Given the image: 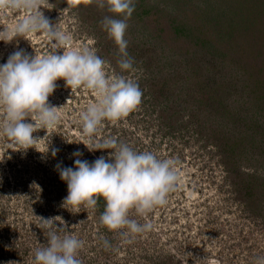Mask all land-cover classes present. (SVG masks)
I'll return each instance as SVG.
<instances>
[{
  "label": "rangeland",
  "instance_id": "374dc122",
  "mask_svg": "<svg viewBox=\"0 0 264 264\" xmlns=\"http://www.w3.org/2000/svg\"><path fill=\"white\" fill-rule=\"evenodd\" d=\"M207 1L210 0H199L201 6ZM41 11L53 25L57 24L60 30L71 34L73 47L88 46L94 50V39L85 32L84 24L79 22L73 10L68 7L53 9L48 2L47 8L42 7ZM25 15L24 10H0V31L11 29ZM209 23L211 27L207 25L206 29L212 39L218 40L212 32L215 28L226 30L224 27L229 21H225V25L217 19ZM161 27L159 34L164 41V51L158 75L166 81L176 82L170 80L166 86H160L158 93L148 92L145 85L144 89L140 87L142 102L125 119L115 123L104 120L98 133L89 138L83 133L80 113L89 103L95 102L97 96L85 88L72 91L61 78L48 98L60 114L55 127L35 131L33 136L37 139L28 149L0 134V264H35V250L47 246L48 229L42 226L43 219L48 218L67 230L61 232V236L74 235L85 242L79 253L82 264H256L258 256L264 257V185L248 177L256 186L254 195L247 200L238 195L239 177L235 178V174L253 175L259 180L264 178V156L256 154L260 147L250 153L243 141L238 147L234 144L231 150L238 154V159L232 162L229 159L232 153L224 151L225 155H222L220 148L211 142L217 134L208 135L206 131L215 128L228 137H239V132L245 129L241 119L247 121L253 115L249 105L257 108L261 102L251 104L248 94H240L237 87L245 82L237 80L236 85L228 87L232 93L227 95V101H222L228 110H232L231 118L221 120L220 116L209 112L207 107L214 103L213 100L205 99L202 105H195L192 95L181 83L191 72L183 71L182 59L191 57L195 59L194 64L204 67L206 58L211 55L196 54L198 42L193 45L181 36L173 39L166 23ZM260 32L256 29L252 36L256 37ZM0 38H5L4 32H0ZM233 42L237 44L232 47L231 54L245 46L244 37ZM223 44L225 47L226 42ZM222 46L217 43L211 48L215 51H208L218 61L222 58L221 52H225L220 48ZM20 49L31 56L65 51L58 49L42 32H37L10 42L0 40V64L6 63L9 55ZM253 50L249 52H257ZM261 51L264 56V50ZM226 54L229 55V51ZM107 63L106 73L116 76ZM236 66L231 63L221 71H234ZM149 74L134 66L133 70L119 72L128 79L144 81L146 85L150 81L147 79ZM200 75L201 71L197 70L196 79ZM250 82L246 81L245 85ZM257 95L259 89L254 94ZM163 96L169 98L165 100ZM153 97L158 99L154 102ZM3 120L4 109L0 107V122ZM32 120H36L35 115L26 118L25 122ZM259 121L257 123L263 125ZM34 126L39 127L38 124ZM107 137H116L134 150L151 151L158 158L178 161L181 177L178 187L168 194L165 206H158L148 214L146 219L152 223V230L136 235L131 243L127 242L129 237L103 226L101 214L96 209L81 206L80 212L75 213L71 205H64L67 183L60 179L56 165L75 168L76 159L90 163L101 155L110 159L109 153L113 150H89L83 143L94 148ZM256 139L262 141L258 135ZM53 148L58 149L55 157L52 156ZM76 150L83 155L73 156ZM226 164L235 170L227 169ZM102 201L104 211L106 201L103 198ZM129 218L145 222L134 209ZM101 237L110 242L111 247L107 250Z\"/></svg>",
  "mask_w": 264,
  "mask_h": 264
},
{
  "label": "clouds",
  "instance_id": "9594fccd",
  "mask_svg": "<svg viewBox=\"0 0 264 264\" xmlns=\"http://www.w3.org/2000/svg\"><path fill=\"white\" fill-rule=\"evenodd\" d=\"M82 0H67V6H79ZM48 0H0V10H24L26 15L11 29H4L5 42L16 37L42 32L58 49H65L43 56H31L23 49L9 55L7 62L0 64V107L4 109V120L0 122V134L13 143L28 149L33 147L38 129H51L57 125L58 107L49 103V96L57 87L56 81L63 78L72 91L85 88L94 92L97 99L89 103L80 113L83 133L92 138L100 130L104 120L113 123L129 116L142 102L143 92L138 82L123 75L109 76L105 71L106 61L88 46L73 47L72 36L53 25L41 11L47 8ZM85 4L96 3L107 6L112 13L121 14L117 19L105 16L102 23L108 35L118 46L119 66L122 70H133V58L127 52L125 33L127 20L135 5L133 0H83ZM35 115L29 123L26 118ZM38 124L39 127L34 126ZM69 142V141H68ZM83 142V141H81ZM89 150L111 149L110 159L104 155L93 162L76 159L73 167H60V179L67 183L68 195L64 205H71L75 213L81 206L95 209L101 197L106 201L100 215V223L110 231L129 237L128 243L138 234L151 231L153 225L147 216L154 208L168 203V194L175 191L180 182L178 161L161 159L151 151H137L116 137H107ZM58 149H52L55 157ZM75 157L83 155L76 150ZM145 218L144 223L129 218L131 210ZM43 219V218H42ZM47 228V246L37 248L35 264H82L79 253L85 242L74 235H63L67 230L53 223L52 218L43 219ZM126 231H121L125 230ZM105 249L110 242L101 237ZM256 264H264L258 256Z\"/></svg>",
  "mask_w": 264,
  "mask_h": 264
},
{
  "label": "trees",
  "instance_id": "16d2710c",
  "mask_svg": "<svg viewBox=\"0 0 264 264\" xmlns=\"http://www.w3.org/2000/svg\"><path fill=\"white\" fill-rule=\"evenodd\" d=\"M188 1L191 3H188ZM48 2L53 9L68 7V9L74 11L79 22L84 24V27L81 25L85 32L94 39L96 54L106 59L108 62L107 66L109 65L110 70L118 76L122 70L118 63L121 58L119 49L114 40L108 35L102 21L105 16L120 19L122 15L110 12L107 6L100 8L96 3L85 4L83 0L75 8L67 6V0H48ZM133 3L135 8L131 17L127 20L128 28L125 33V39L128 41L127 52L133 58V66L136 69L150 73L147 76V79H150V81H147V85L144 81H138L141 89H144L145 85L148 92L158 93L159 87L166 86L171 80L166 81V78L158 75L160 71L158 68L162 65L161 53L164 51L162 47L164 41L163 38H160L159 32H161L162 24L166 23L168 31L172 32L173 39L181 36L184 40L192 42L193 45L198 42L199 51L196 54L211 55L206 58L204 67L194 64L195 59L191 57L182 59L183 71L191 70L192 73L190 72V75L186 76L181 83L185 86L186 91L188 90L192 95L195 105H202L205 99H208V101L209 99L213 100L214 103L212 105L208 104L209 106H206L207 110L213 115L220 116L221 120L231 118V115H233L232 110H228V107L222 104V101H227V95L232 93V91L228 90V87L233 86L237 80H241V83H246L248 80L251 81L248 85L244 83L243 86L237 87L239 89L238 92L240 94H248L251 104L255 105L257 102H261V104L257 106L258 111L256 107L253 108V106L249 105V112L253 115H250L247 121L241 119L244 122L245 129L239 132V137H228L222 132L215 131V128L207 129L206 131H208V135L217 134V136H213L211 142L220 148L222 155H225L224 151L232 153L229 156L232 162L238 159V154L233 153V150H231L233 148L231 147L234 144L237 146L242 141L246 144L245 148L250 149V153H253L252 150L254 148L260 147L256 154H260L263 157L264 56H262L263 53L261 52L263 51L261 50H264V0H210L205 3V6H201L199 0H133ZM217 6L219 9H214ZM189 9L191 12L188 11ZM201 14V20H199ZM216 19L221 21V25L225 21H229L228 26L224 27L226 30L215 28L212 32V34H216L218 40L212 39L209 30L206 29L207 25L211 27L209 22ZM256 29L261 32L254 37L255 35L252 36V32ZM242 37L245 38L244 48L238 47L237 52L231 54L232 47L237 44L233 40L235 41V39ZM225 42L226 45L224 47L223 43ZM217 43L223 45L220 47L222 51L225 50V52H221L222 58L220 61L215 59V55L208 52L215 51V49L211 48ZM252 50L257 52H249ZM227 51H229V55L226 54ZM231 63L237 64L234 71H221V68L230 66ZM197 70L201 71V75L196 79L195 73ZM171 76L173 75L171 74ZM259 78L262 79L259 81ZM171 81L174 84L176 82V80ZM143 82L144 84H141ZM194 83H196L195 86H193ZM258 89L259 95L254 96ZM163 98L166 100L169 96H163ZM156 99L158 97L152 98L154 102ZM232 100L236 101L233 98ZM218 107H220V110ZM258 117H262V120L259 121ZM258 121L262 122L263 125L260 126L257 123ZM257 135L262 141L256 139ZM259 144L260 146H258ZM227 169L235 170L230 165H227ZM238 177L240 183L237 188L238 195L247 200L255 193L254 186L256 184L254 185V182H258L261 186L264 185V178L259 180L258 177L253 175L244 174L238 176V174H235V178ZM248 177L253 178L254 182L252 183V180H249ZM102 204L101 197L98 199L95 208L100 214L104 208Z\"/></svg>",
  "mask_w": 264,
  "mask_h": 264
}]
</instances>
